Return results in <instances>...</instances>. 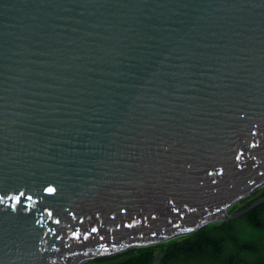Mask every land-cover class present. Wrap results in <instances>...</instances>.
I'll return each instance as SVG.
<instances>
[{
	"label": "water",
	"instance_id": "obj_1",
	"mask_svg": "<svg viewBox=\"0 0 264 264\" xmlns=\"http://www.w3.org/2000/svg\"><path fill=\"white\" fill-rule=\"evenodd\" d=\"M263 185L264 0H0V264L168 241Z\"/></svg>",
	"mask_w": 264,
	"mask_h": 264
},
{
	"label": "trees",
	"instance_id": "obj_2",
	"mask_svg": "<svg viewBox=\"0 0 264 264\" xmlns=\"http://www.w3.org/2000/svg\"><path fill=\"white\" fill-rule=\"evenodd\" d=\"M264 197V185L234 203L241 211ZM264 264V203L229 221L209 224L168 241L125 249L81 264Z\"/></svg>",
	"mask_w": 264,
	"mask_h": 264
},
{
	"label": "snow or ice",
	"instance_id": "obj_3",
	"mask_svg": "<svg viewBox=\"0 0 264 264\" xmlns=\"http://www.w3.org/2000/svg\"><path fill=\"white\" fill-rule=\"evenodd\" d=\"M49 191H51V189H49Z\"/></svg>",
	"mask_w": 264,
	"mask_h": 264
}]
</instances>
